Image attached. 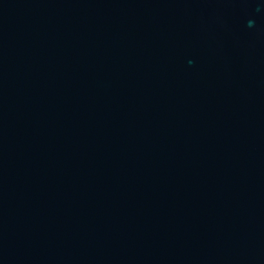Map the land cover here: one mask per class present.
<instances>
[{
	"label": "water",
	"instance_id": "95a60500",
	"mask_svg": "<svg viewBox=\"0 0 264 264\" xmlns=\"http://www.w3.org/2000/svg\"><path fill=\"white\" fill-rule=\"evenodd\" d=\"M0 264H264V0H0Z\"/></svg>",
	"mask_w": 264,
	"mask_h": 264
}]
</instances>
